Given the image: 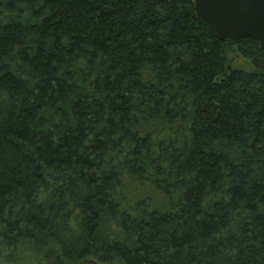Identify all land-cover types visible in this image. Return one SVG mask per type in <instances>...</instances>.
Segmentation results:
<instances>
[{"label":"trees","instance_id":"obj_1","mask_svg":"<svg viewBox=\"0 0 264 264\" xmlns=\"http://www.w3.org/2000/svg\"><path fill=\"white\" fill-rule=\"evenodd\" d=\"M50 254L264 264L258 41L190 0H0V262Z\"/></svg>","mask_w":264,"mask_h":264},{"label":"water","instance_id":"obj_2","mask_svg":"<svg viewBox=\"0 0 264 264\" xmlns=\"http://www.w3.org/2000/svg\"><path fill=\"white\" fill-rule=\"evenodd\" d=\"M161 3L171 0H147ZM195 17L210 24L216 37L236 44L243 38L258 41L264 50V0H190Z\"/></svg>","mask_w":264,"mask_h":264},{"label":"rangeland","instance_id":"obj_3","mask_svg":"<svg viewBox=\"0 0 264 264\" xmlns=\"http://www.w3.org/2000/svg\"><path fill=\"white\" fill-rule=\"evenodd\" d=\"M229 64L231 67L236 68V69H240V70H244V71H251L252 70L251 62L248 59L237 55L236 53H232L231 60L229 61ZM44 259L47 261L48 264H59V263H61L59 256L54 255V254H50L49 257H44ZM0 264H8V263L0 262ZM31 264H34V263H31ZM85 264H102V263H99V262L92 260V259H88L85 262ZM114 264H118V263H114Z\"/></svg>","mask_w":264,"mask_h":264}]
</instances>
